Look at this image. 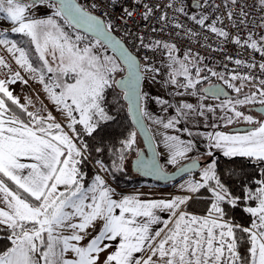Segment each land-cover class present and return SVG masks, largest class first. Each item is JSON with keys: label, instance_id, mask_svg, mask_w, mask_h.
Returning a JSON list of instances; mask_svg holds the SVG:
<instances>
[{"label": "snow or ice", "instance_id": "snow-or-ice-1", "mask_svg": "<svg viewBox=\"0 0 264 264\" xmlns=\"http://www.w3.org/2000/svg\"><path fill=\"white\" fill-rule=\"evenodd\" d=\"M236 2L232 0L233 4ZM43 3L44 0H0V20L9 23L12 34H18L29 45H34L38 66L34 67L30 62L29 51L18 41L10 39L7 33L0 32V46H4L21 69L39 75V83L44 85L50 100L65 114L68 131L60 123L52 122L54 117L51 114L40 116L20 106L29 118L25 121L11 112L7 101L18 106L19 101L7 85L22 80V77L0 57V69H8L9 76L0 79V232L6 233V243L0 249V264H264V122L254 121L252 116L237 110L238 105L259 103L264 106V80L259 81V99L253 92L243 99H229L219 106L225 113L221 118L227 124L242 118L258 126L245 135L208 133L205 156L212 158L210 163L199 168L198 180L190 179L180 186L191 194H197L201 189L211 193L207 216L201 218L181 210V206L192 199L191 195L176 196L168 201H143L135 196L116 199L115 190L98 173L88 184L82 165L94 150L116 156L112 168L124 170L126 152L136 144L137 133L129 132L120 140L119 149L114 144H105L102 134H107V129L117 119L111 114V107L115 105L108 99L109 90L121 91L134 123L143 127L142 118L148 113L143 106L145 95L141 91L140 64L120 41L111 37V22L106 24L73 0H49L48 7L54 9L52 16L46 19L32 17L29 9ZM131 3L133 6L127 7L124 0H108L107 7L119 9L120 18L127 23L134 18L141 0H131ZM259 3L264 10V0ZM91 7L95 9L98 5L94 3ZM143 8L142 19L147 21L153 10L147 4H143ZM178 11L184 13L183 8ZM240 16V24H245L247 13L241 10ZM56 17L66 25H75L91 33L96 44L103 42L110 46L118 53L124 68L112 57L105 55L101 58L95 54L94 45L86 44L81 48L79 45L85 37L76 35L73 40ZM232 18L229 11L228 19ZM190 19L203 28L208 17L193 15ZM217 21L223 23L220 17ZM215 24L207 25L208 30L217 37L229 39V33ZM258 26L264 28V24ZM174 27L179 29L183 25L175 23ZM151 30L155 31L154 28ZM187 34L196 35L191 30ZM137 39L145 48L162 46L169 50L172 64H179V70L170 65L171 83L177 87L195 90L202 79H208L207 76L201 77L204 69L193 64L187 54L184 60L189 61L188 64L172 56L173 45H161L160 41L148 45L142 35ZM233 42L242 45L239 36ZM243 45L264 56V36L257 41L250 33ZM235 63L242 65L244 62L237 59ZM189 65L195 68V77L191 75ZM259 67L264 71V63ZM125 68L127 75L117 80L116 74ZM208 71L211 76L225 79L222 73ZM46 73L52 74L49 77L51 83L45 81ZM177 75H183L186 83L177 84ZM237 79L251 80L254 77L233 74L230 80H225L229 88L240 93L243 85L235 87L230 82ZM22 82L27 83L26 80ZM54 89L60 91L57 93ZM204 91L217 97L223 94L217 87ZM113 99L119 103L116 97ZM157 103L163 105L167 101L157 98ZM215 111V108L204 105L197 110L192 104L185 103L177 110V115L187 117L195 113L204 116L205 112ZM176 123L179 120L170 119L163 127L170 129ZM82 137L98 142L93 148ZM165 140L171 142L170 164L188 158V154L196 150L192 140L185 142L176 136H166ZM213 149L229 159L246 158L259 168V179L254 182L249 179L247 183L241 181L237 194L218 170ZM25 160L30 162H23ZM95 163L99 171H108L103 160L97 158ZM198 167L199 161L192 160L180 168V172L191 176ZM137 169L144 175L155 174L159 179H168L154 161L138 160ZM8 182L15 187H10ZM240 207L252 218L250 227L234 225L227 219L230 211ZM160 212H167L169 218L163 220ZM157 225L163 226L154 228ZM237 231L247 234L250 247L246 256L239 251V244L245 237L237 236ZM104 253L107 255L102 260Z\"/></svg>", "mask_w": 264, "mask_h": 264}, {"label": "rangeland", "instance_id": "rangeland-1", "mask_svg": "<svg viewBox=\"0 0 264 264\" xmlns=\"http://www.w3.org/2000/svg\"><path fill=\"white\" fill-rule=\"evenodd\" d=\"M246 2H252L256 1L259 2V0H243ZM27 2V1H26ZM49 1L44 0L43 4H38L35 8L29 9V14L37 19H46L49 16H52L54 9L48 7ZM57 22L64 28V31L68 33L73 40H75L76 35H82L85 37V40L80 43V47L83 48L86 44L88 45H94V52L95 54L101 56H109L112 57L114 60H116L117 64L122 67L121 63L118 61V59L102 44H96V40L89 37L88 35L81 33L69 25L64 24V21L58 17L55 18ZM107 24V23H106ZM0 32L7 33L10 39H14L18 41L21 46L25 47L27 51H29L31 59L34 60L35 67L38 66L36 62V53H35V47L34 45H29L26 39H22L18 34H12L11 28L9 23L6 20H0ZM11 55V54H10ZM18 55V54H17ZM186 54L179 53L172 51V56L176 57L178 61H183L185 64H188L189 61H185L184 57ZM189 57V56H188ZM49 59H51L49 57ZM189 60L192 61L193 64H196L201 69H204V71L201 72V77L207 76L208 79L201 80V83L197 85V88L195 90L193 89H185L183 87H177V85H174L171 83L172 77L170 75L172 68H170V65L172 67L179 70V64H172V60L169 56V53L163 58L161 63H154L142 60V73H143V81L141 86V91L145 95V101H144V108L148 115L144 116V120L147 124V127L151 133V136L153 138L155 147L157 149L158 158L161 167L165 171H170L178 166L182 165L183 163L197 158L200 163L201 167H205L208 163H210L212 158L206 157L205 152L207 149V140L205 139L206 135L208 133H215V132H223L228 135H245L249 131L254 130L258 125L255 123L249 124L246 121H244L242 118L240 119H234L231 124H227L225 120H223L221 117L224 116V111L221 110L219 107L220 105L224 104L225 101L231 99L235 100L237 98L243 99L245 95H250L253 92L257 93V99H259V93L257 91V87L250 86L240 80L230 81L235 85V87H241L242 90L240 93H237L234 91V89L229 88L227 84L225 83V80L229 79H218L215 76H211L208 69H211V71H215L214 68L210 65L206 64H200L196 62L194 59L189 57ZM55 66V65H53ZM123 68V67H122ZM190 73L193 77H195V68L189 65ZM151 69V70H148ZM123 72H119L116 74L115 78L118 80L121 76H123ZM39 78V75L36 74ZM52 74L46 73L45 74V81L48 83H51L49 81V77ZM26 76L27 83L24 85V89L28 90L29 93L32 94L33 100L31 99L29 104H32L33 113L38 114L40 116L46 117L48 114H51L54 117V123H60L62 128H64L65 131H68L67 129V123L68 120L63 112H61L57 106L50 100L48 93L44 90V85H38L33 83L28 77ZM177 84H185L186 80L183 75H177L175 77ZM211 82H217L229 95L228 97H214L207 95L203 89V87H206ZM203 89V90H202ZM57 93L60 91L59 89H54ZM111 93L108 97L109 101L112 102L114 107H111V114L115 115L117 112V106L118 104L113 99L116 97L122 98V93L118 89L115 90H109ZM206 97V98H205ZM25 98V97H24ZM157 98L167 101V104H160L157 103ZM192 104L194 108L199 110L200 105H204L205 107H213L216 109L214 113H208L205 112L204 116H198L195 113L190 114L187 117L184 116H178L177 110L180 109L182 104ZM256 106H261L259 103L254 104H248L243 106H237V110L241 111L244 115L252 116L254 121H262L264 122V118L261 116L256 115L253 111V108ZM229 115H232L231 112L228 113ZM78 115V114H76ZM23 120L27 121L29 118L21 114L20 115ZM170 119L179 120V123H176L173 128L165 129L163 127L164 123H167ZM159 121V122H158ZM239 126H251L252 129L244 132H233L231 131L234 127ZM79 127V126H78ZM185 129H188V131H185ZM166 136H176L180 140H183L185 142L192 140L194 141L196 145V150L188 154V158L181 159L176 164H170L168 163V160L170 158L171 148L169 147L170 141H166ZM82 139L87 142V138L82 137ZM136 148H139L140 142H136L135 144ZM141 148V147H140ZM214 152V158L216 155H222V152L217 151L215 149L212 150ZM99 157H94L91 154L90 159L87 161L91 167H92V173L90 176H88V179H90V183L92 182V178L97 173L101 175L103 179H105L106 183L108 185L112 186H123L124 180L127 177H124L125 175V167L123 165L124 170L123 171H117L116 169L112 168V165L108 166L105 164V167L108 168V171H99L98 165L95 163V160ZM101 159V158H99ZM102 160V159H101ZM105 163V162H104ZM87 177V176H86ZM190 179H199V171L193 173L191 176L188 174L181 177L175 182H171L168 184H159L156 182H152L143 178H134L132 179V183L135 184L136 188H125L129 191H136L141 190L145 191L144 197H167L168 199H172L176 196H185V195H191L192 199L188 200L189 202H193L195 200H198L200 197L203 199H206L209 201V207L206 210V213H193L187 210L186 205L181 206L182 211H186L189 215H194L197 217H205L208 215V210L210 208L211 204V193H209L205 189H201L199 193L197 194H191L183 190L180 186L182 184H185L186 181ZM118 188V187H117ZM123 189V188H120ZM146 195V196H145ZM203 201V200H202ZM254 206V204L252 205ZM227 219L231 222L230 218ZM232 223V222H231ZM233 224V223H232Z\"/></svg>", "mask_w": 264, "mask_h": 264}, {"label": "built area", "instance_id": "built-area-1", "mask_svg": "<svg viewBox=\"0 0 264 264\" xmlns=\"http://www.w3.org/2000/svg\"><path fill=\"white\" fill-rule=\"evenodd\" d=\"M75 1L85 11L97 16L105 23L111 22L113 26L111 33L124 44L129 53L141 61L161 63L169 53V50L162 46L155 49L141 46L137 37L142 35L145 44L151 45L155 41H160L161 45L165 43L173 45V51L187 54L200 64L212 66L215 72L222 73L225 79L230 80L233 74L248 75L254 79L237 80L257 88L260 87L259 81L264 80V71L259 67L261 63H264V56L243 45V41L247 40L250 33L257 41L264 36V28L258 26L264 24V20L261 19L264 17V10L259 2L237 0L236 4H233L232 0H207V3L205 0H141V4L136 6L134 18L125 23V20L120 18L122 14L119 9L113 10L107 7L108 0ZM94 3L98 5L95 9L91 7ZM124 3L127 7L133 6L131 0H124ZM101 4L104 6H99ZM143 4H147L153 10V15L147 21L142 19V13L145 11ZM170 4L171 7H169ZM181 8L184 9V13L178 11ZM241 10L247 13L244 17L245 24H240ZM229 11L233 14L232 20L228 19ZM193 15L197 18L206 15L208 17L206 26L202 28L191 20L190 16ZM162 16L165 17L164 20L160 19ZM217 17H220L223 23L218 22ZM213 22H216L217 28L229 33V39L217 37L208 30L207 25ZM175 23H180L183 27L178 29L174 27ZM233 24L236 26L233 27ZM153 28L155 31L151 30ZM188 30L196 35L187 34ZM237 36L241 39L243 46L233 42ZM0 57L4 58L14 71L20 72L22 80L25 79L20 67L15 64V60L6 52L4 46H0ZM237 59L244 63L237 65L235 63ZM248 64L255 66L250 68ZM7 73L8 69H0V79H8Z\"/></svg>", "mask_w": 264, "mask_h": 264}, {"label": "trees", "instance_id": "trees-1", "mask_svg": "<svg viewBox=\"0 0 264 264\" xmlns=\"http://www.w3.org/2000/svg\"><path fill=\"white\" fill-rule=\"evenodd\" d=\"M33 63V66L35 67L34 60L31 59ZM119 103L117 106V112L115 116L117 117L116 121L111 124V126L107 129V134L104 135V143L108 145L114 144L117 149L120 147V140L125 139L129 132L135 131L127 114L125 103L123 102L122 98H118ZM87 138V143H89L90 147H93L97 144L98 141H93L89 137ZM136 142H140L138 139V136L136 137ZM136 146L134 145L133 148L126 152V158L124 160V167H125V178L124 185L123 186H116L118 188H132L136 185L132 183V179L136 178L130 169V162L132 158L136 155L137 152ZM92 155L94 157L101 158L106 165L110 166L113 164V161L117 159L116 156H110L108 153L99 154L96 153L94 150L92 151ZM215 159L218 163V170L221 172L223 179L226 181L227 185L232 189L233 191L237 192L239 194L238 190L241 186V181H244L247 183L249 179H251L253 182L259 179L260 170L259 168L250 163L246 158L242 157H235L232 159L226 158L222 155H216ZM83 171L86 174V181L88 184H90V179H88V176L92 173V167L91 165L86 161L82 165ZM233 173H235L233 175ZM139 178V177H138ZM10 187H15L14 185H11V182H8ZM203 200V201H202ZM209 207V201L206 199H203L200 197L198 200H195L193 202H188L186 205V208L188 211L193 213H206V210ZM228 218H230L231 222L235 224H239L242 227H250L251 225V217L248 213L243 212L242 207L234 209L229 212ZM237 236H244L245 239L239 244V251L241 255L246 256L247 255V249L250 247V244L247 242V234L240 233L237 231ZM6 233L0 232V249L4 247V244L6 243L5 240Z\"/></svg>", "mask_w": 264, "mask_h": 264}, {"label": "water", "instance_id": "water-1", "mask_svg": "<svg viewBox=\"0 0 264 264\" xmlns=\"http://www.w3.org/2000/svg\"><path fill=\"white\" fill-rule=\"evenodd\" d=\"M49 1V0H47ZM73 2L75 4H77V2L75 0H73ZM78 5V4H77ZM197 6V5H196ZM70 27H72L73 29L81 32V33H84L86 35H88L89 37L95 39V37L91 34V33H86L84 32L83 29H80V28H77L75 25H71ZM110 35L111 37L114 39V40H117V41H120L118 38H116L111 32H110ZM96 40V39H95ZM121 44H123L121 41H120ZM102 45H104L117 59L118 61L121 63L122 67L124 68V65L122 63V61L119 59V56H118V53L114 52L112 50V48L110 46H108L107 44L101 42ZM124 46V44H123ZM125 47V46H124ZM126 48V47H125ZM131 54V53H130ZM132 55V54H131ZM134 56V55H133ZM135 57V56H134ZM136 59L138 60L139 64H140V72H141V86H142V81H143V73H142V69H141V60L138 59L136 57ZM127 75V69L125 68L124 70V74L122 77L126 76ZM122 77H120L119 79H121ZM118 79V80H119ZM213 87H217V86H213ZM219 87L222 88V95L218 96V98H222V97H228L229 95L227 94V92L224 90V88L219 84ZM218 88V87H217ZM220 88V89H221ZM205 89H208V88H205ZM119 90V89H118ZM120 91V90H119ZM205 92V91H204ZM206 93V92H205ZM207 95H210V96H213L211 93H206ZM214 97H217V96H214ZM122 100L123 102L125 103V106H126V111H127V114H128V117H129V120L135 130V132L137 133V136H138V139L140 141V143L142 144V149H139L137 150L136 152V155L132 158L131 162H130V169H131V172L137 176V177H140V178H143V179H146V180H149V181H152V182H156V183H159V184H168V183H171V182H175L177 181L178 179H180L181 177L187 175V173H181L180 172V168L182 167H185L187 165H189L192 160H198L197 158H194V159H191L185 163H183L182 165L178 166L177 168L173 169V170H170V171H165L161 165H160V162H159V158H158V153H157V149L155 147V144H154V141H153V138L151 136V133L147 127V124L144 120V118H142V123H143V127H140L139 125L135 124L134 123V118H133V115L129 112L128 110V106H127V101H125L122 97ZM253 111H255L256 113L260 114L263 118H264V106H256L253 108ZM252 127L251 126H239V127H234L231 129V131L233 132H244V131H248V130H251ZM137 153H139L140 155L138 156ZM138 160H144V161H148V162H151V161H154L155 164L162 169V174L167 176L168 179H159L157 177V175L155 174H152V175H144L142 173V171H139L137 169V161ZM199 161V160H198ZM201 167V163L199 161V167L196 171H194L193 173L199 171V168Z\"/></svg>", "mask_w": 264, "mask_h": 264}, {"label": "crops", "instance_id": "crops-1", "mask_svg": "<svg viewBox=\"0 0 264 264\" xmlns=\"http://www.w3.org/2000/svg\"><path fill=\"white\" fill-rule=\"evenodd\" d=\"M21 71L24 74V77H25L24 80H26V76L25 75H27V77L33 83L41 85V83H39V78H38V76L36 74L35 75L34 74H29L24 69H21ZM24 85H26V84L23 83L22 80H17L15 83H11V84L7 85L9 91H11L13 93V96L19 101V106L18 105H12L11 101H7V104L9 105L11 112H15L18 115H21V114L26 115V112H22L21 111V107L20 106H23L24 108H26L28 112H33V110L35 109V108H33L32 104H29L31 99L33 100V96H32L31 93H29L28 90L24 89ZM21 119H22V117H21ZM23 162H30V161H26L25 160ZM111 188H113L115 190L116 195H115L114 198H116V199H119L122 196H135V197H137V198H139V199H141L143 201H159V200L168 201V200H171V199H168L167 197H159V198L158 197H152V196L144 197V194H146V193H144L145 191H141L142 189L141 190H136V191H129L127 189L117 188L116 186H112ZM133 188H136V187H133ZM183 206H185V205H183ZM0 207H2V205H0ZM158 214L161 216V218L163 220H167L169 218V214L167 212H160ZM162 226L163 225H157V226H154V228H159V227H162ZM93 234H95V233H93ZM86 242L87 241H85L84 243H86ZM109 251H111V249H109ZM106 255H107V253L102 254L101 259L103 260L104 256H106ZM69 258H71L70 255H69Z\"/></svg>", "mask_w": 264, "mask_h": 264}, {"label": "flooded vegetation", "instance_id": "flooded-vegetation-1", "mask_svg": "<svg viewBox=\"0 0 264 264\" xmlns=\"http://www.w3.org/2000/svg\"><path fill=\"white\" fill-rule=\"evenodd\" d=\"M26 1H27V0H26ZM141 65H142V64H141ZM141 67H142V66H141ZM121 77H122V76H121ZM213 86H217L218 88H221V87H219V83H217V82H211V83H210L209 85H207L206 87H203V89H204V88H210V87H213ZM221 86H222V85H221ZM203 89H202V90H203ZM221 90H222V88H221ZM254 112H255V111H254ZM255 113H256V112H255ZM256 115L261 116V115L258 114V113H257ZM261 117H262V116H261ZM262 118H263V117H262ZM140 145H141V146H140L141 148L139 147L137 150L142 149V144L140 143Z\"/></svg>", "mask_w": 264, "mask_h": 264}]
</instances>
